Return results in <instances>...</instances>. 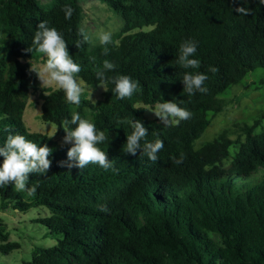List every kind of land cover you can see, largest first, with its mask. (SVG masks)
<instances>
[{
    "label": "trees",
    "instance_id": "16d2710c",
    "mask_svg": "<svg viewBox=\"0 0 264 264\" xmlns=\"http://www.w3.org/2000/svg\"><path fill=\"white\" fill-rule=\"evenodd\" d=\"M100 1L120 15L123 27L111 44L89 51L79 33L77 0L47 5L0 0V52L6 54L0 57V143L11 132L53 149L48 173L29 174L34 195L14 184L0 187V211L49 212L35 223L56 243L35 248L22 264H264V130L255 133L260 121L237 127L236 140L225 129L196 145L210 124L208 113L225 107L219 96L250 72L264 71V5L259 0ZM66 6L73 10L70 19ZM239 7L249 14H240ZM41 20L63 33L84 83L100 85L95 72L107 59L115 65L109 75L131 76L139 82L137 92L120 100L104 91L96 102L82 94L75 106L62 91L41 87L30 63L45 61L27 51ZM189 39L198 42L196 69L177 65L179 46ZM185 71L206 73L207 91H183L179 79ZM261 85L264 77L256 89ZM30 92H40L42 122L60 124L79 112L104 131L108 139L99 147L112 168L62 166L71 144L30 133L23 124ZM161 97L189 110L191 118L173 125L147 117L144 107H155ZM132 117L148 129V142L163 140L158 161L139 149L136 155L124 152L132 129L121 121ZM63 131L60 127L57 134ZM234 144L237 151L231 155ZM8 238L0 229L3 255L20 249Z\"/></svg>",
    "mask_w": 264,
    "mask_h": 264
},
{
    "label": "clouds",
    "instance_id": "9594fccd",
    "mask_svg": "<svg viewBox=\"0 0 264 264\" xmlns=\"http://www.w3.org/2000/svg\"><path fill=\"white\" fill-rule=\"evenodd\" d=\"M259 3L264 5V0H259ZM236 10L240 14H249V9L245 7H239ZM63 11L65 18L70 19L72 8L66 6ZM36 29L32 46L27 51L42 54V59L45 62L37 66L30 63V71L38 75L42 86H50L54 90L62 91L67 103L79 106L84 93L82 82L78 76L81 66L69 54L63 33L55 27H49L48 21L44 20L39 22ZM79 33L82 42L85 43L93 45L99 43L107 46L113 42L112 33L108 31H101L93 37L82 27ZM77 46H79V42ZM197 48V41L191 39L183 41L179 46L177 65H182L184 69H196L200 63L195 58ZM5 55L0 52V57ZM114 70L115 65L106 59L103 61L102 67L97 68L95 78L105 91L111 90L118 99L124 100L132 97L139 88V82L129 75L110 76L109 73ZM210 71L215 72L216 69L211 68ZM207 79L208 76L204 72L185 71L179 80L184 85L183 91L192 95L197 91L201 93L207 91L203 87ZM109 84L114 87L109 88ZM47 94L45 93V95ZM162 101L157 103L151 111L163 121V124L179 125L181 121L191 118L192 113L186 108L171 100L165 101L162 98ZM121 123L127 124L132 129L131 133L126 136V144L123 145L124 152L136 155L139 149L140 153L143 152L148 159L158 161V153L164 148L163 140L157 139L154 142H148L146 137L149 131L141 120L132 117L122 120ZM49 125L52 131L49 138L56 134L58 128L62 127L66 133L63 137L64 143L71 144L67 151V161H62V166L85 169L89 164H96L105 170L112 168V162L108 159L106 151L99 147L108 137L90 119L83 118L79 112H73L70 119H64L60 124L49 121L45 128ZM142 141H144L143 144ZM52 152L53 149L47 144L40 146V143L29 140L25 135L9 132L3 143H0V157H3V161L0 163V187L14 184L17 191L27 192L29 196L34 195L36 187L28 186L29 174L46 175L52 164V160L49 159ZM177 163L180 161L178 160Z\"/></svg>",
    "mask_w": 264,
    "mask_h": 264
},
{
    "label": "rangeland",
    "instance_id": "374dc122",
    "mask_svg": "<svg viewBox=\"0 0 264 264\" xmlns=\"http://www.w3.org/2000/svg\"><path fill=\"white\" fill-rule=\"evenodd\" d=\"M38 1L42 5H47L51 3L52 0ZM77 3L82 10L81 28L83 27L93 37L101 31L111 32L113 36L122 29L123 21L120 15L114 13L100 0H77ZM143 30L148 31L149 28H143ZM98 45L100 44L96 43L93 45L89 43V51L91 48ZM37 57L41 59L42 54L38 53ZM41 64L43 63L37 62L34 66ZM249 74L250 75L246 76L239 85L226 89L223 94L219 96L220 100L226 102L225 107L218 114L208 113L210 124L201 139L196 142L197 146L203 142L212 140L225 129L231 132L230 139L236 140L238 136V132L235 131L236 128L245 124L252 125L256 120L260 122L255 129V133H260L264 130V85L256 89L260 78L264 77V71L262 69H256ZM38 82L41 87L53 89L50 86H42L39 77ZM81 82L84 88L83 94L89 100L96 102L102 98V94L105 91L103 86L97 85L93 87L87 85L82 80ZM40 104V92H30L27 106L22 117L23 124L30 133H38L50 137L52 135L50 125L45 128L46 123L42 122L40 119ZM144 108V113L147 117L163 123V121L156 117L151 111L154 107ZM261 115H263L262 118H260ZM65 135V131L60 134L56 132L52 137L59 144H65L63 141ZM242 140L243 137H241V141ZM237 147V144L232 145L230 148L231 155L235 154ZM48 215L49 212L46 208L30 209L25 213L12 211L10 209L0 211V229L8 232V242H18L20 244L19 250L12 251L8 255H3L0 252V264H22L30 260L31 251L35 248L51 247L56 243L51 238L46 237L47 229L45 227L35 223L36 220L43 219Z\"/></svg>",
    "mask_w": 264,
    "mask_h": 264
}]
</instances>
